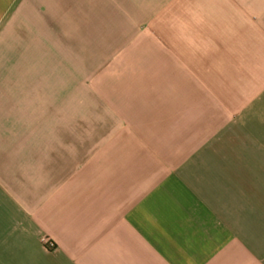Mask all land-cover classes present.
<instances>
[{
  "label": "crops",
  "instance_id": "1",
  "mask_svg": "<svg viewBox=\"0 0 264 264\" xmlns=\"http://www.w3.org/2000/svg\"><path fill=\"white\" fill-rule=\"evenodd\" d=\"M39 1L95 123L0 96V264H264V0Z\"/></svg>",
  "mask_w": 264,
  "mask_h": 264
},
{
  "label": "rangeland",
  "instance_id": "2",
  "mask_svg": "<svg viewBox=\"0 0 264 264\" xmlns=\"http://www.w3.org/2000/svg\"><path fill=\"white\" fill-rule=\"evenodd\" d=\"M8 2L0 22V96L7 98V112H38L40 128L77 129L84 123L93 127V66L82 63L77 42L63 40L62 25L39 7L45 3ZM82 108L90 119L80 124ZM94 139L71 137L72 143L83 140L91 147Z\"/></svg>",
  "mask_w": 264,
  "mask_h": 264
},
{
  "label": "built area",
  "instance_id": "3",
  "mask_svg": "<svg viewBox=\"0 0 264 264\" xmlns=\"http://www.w3.org/2000/svg\"><path fill=\"white\" fill-rule=\"evenodd\" d=\"M43 242H44V244L46 245V246H51L52 244L50 243V241L49 240H47V239H44L43 240Z\"/></svg>",
  "mask_w": 264,
  "mask_h": 264
}]
</instances>
